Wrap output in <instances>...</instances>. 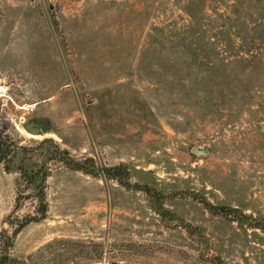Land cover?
<instances>
[{
    "label": "rangeland",
    "instance_id": "374dc122",
    "mask_svg": "<svg viewBox=\"0 0 264 264\" xmlns=\"http://www.w3.org/2000/svg\"><path fill=\"white\" fill-rule=\"evenodd\" d=\"M0 134L50 167L9 264H264L262 231L204 206L264 217V0H0ZM35 194L0 163V232Z\"/></svg>",
    "mask_w": 264,
    "mask_h": 264
},
{
    "label": "trees",
    "instance_id": "16d2710c",
    "mask_svg": "<svg viewBox=\"0 0 264 264\" xmlns=\"http://www.w3.org/2000/svg\"><path fill=\"white\" fill-rule=\"evenodd\" d=\"M0 134V163L3 164V169L6 172H18L21 184L31 187L35 191V198L37 201L34 215H26L19 219V224L14 230L12 235L3 229L0 232V264H9L11 257L9 255V248L13 244V236L17 234L22 228L32 222H38L45 219L48 211V204L45 198V184L48 176L50 175V167L42 165L37 167L34 162H28L21 160L19 163L14 164L15 158L24 150L25 147L18 146L16 144L6 143V138ZM50 138H45L41 141L42 144L51 142ZM50 160L55 164H61L62 166L81 171L85 174L96 176L100 173L105 174L108 177L116 179V181L125 186L132 187L128 183L125 177H127V170L123 165H116L112 167H100L95 170L94 163L90 159L77 160L69 154L65 149L59 147L58 144H54L53 150L50 152ZM125 179V180H124ZM139 190L144 191L146 194L152 195V190L146 185L137 186ZM20 194L17 196V206L20 203ZM204 206L211 213H233V220L236 221L242 227H248L250 229H258L264 233V217L255 218L250 214L244 213L239 208H231L225 206H215L209 202H204ZM158 210V208H157Z\"/></svg>",
    "mask_w": 264,
    "mask_h": 264
},
{
    "label": "water",
    "instance_id": "95a60500",
    "mask_svg": "<svg viewBox=\"0 0 264 264\" xmlns=\"http://www.w3.org/2000/svg\"><path fill=\"white\" fill-rule=\"evenodd\" d=\"M24 129L31 133V134H34V135H38L39 132H40V127L37 123L33 122V121H30V122H27L24 124ZM194 152H197V151H194ZM203 153V152H201Z\"/></svg>",
    "mask_w": 264,
    "mask_h": 264
}]
</instances>
